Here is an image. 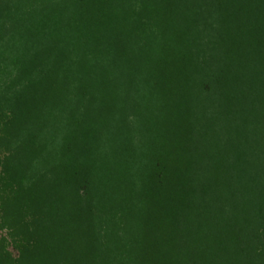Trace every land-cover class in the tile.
<instances>
[{"label":"trees","instance_id":"trees-1","mask_svg":"<svg viewBox=\"0 0 264 264\" xmlns=\"http://www.w3.org/2000/svg\"><path fill=\"white\" fill-rule=\"evenodd\" d=\"M0 264H264V0H0Z\"/></svg>","mask_w":264,"mask_h":264}]
</instances>
